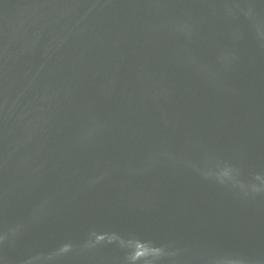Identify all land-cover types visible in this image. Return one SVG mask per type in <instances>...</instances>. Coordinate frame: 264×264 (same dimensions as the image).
Wrapping results in <instances>:
<instances>
[{
	"label": "water",
	"instance_id": "obj_1",
	"mask_svg": "<svg viewBox=\"0 0 264 264\" xmlns=\"http://www.w3.org/2000/svg\"><path fill=\"white\" fill-rule=\"evenodd\" d=\"M0 264H264V0H0Z\"/></svg>",
	"mask_w": 264,
	"mask_h": 264
}]
</instances>
